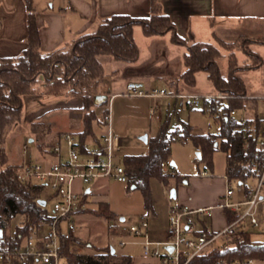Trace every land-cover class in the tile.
Instances as JSON below:
<instances>
[{
    "label": "trees",
    "instance_id": "obj_1",
    "mask_svg": "<svg viewBox=\"0 0 264 264\" xmlns=\"http://www.w3.org/2000/svg\"><path fill=\"white\" fill-rule=\"evenodd\" d=\"M24 1L28 12V46L18 56L0 57V228L3 229L5 242L15 244L24 237H32L42 225L51 221L49 209L39 203V199L43 198L44 186L36 182L21 181L18 178L20 164L10 162L4 146L11 128L23 117L24 96L40 93L80 96L86 112L84 128L79 132V137L81 141L96 138L97 134L92 125V120L96 117L94 106L98 103L97 96L103 94L100 86L105 77V67L98 56L113 54L117 59L135 60L139 54L134 38L136 25L141 26L146 36L171 32L172 40L187 44L188 50L183 55L184 70L179 76L168 79L176 87L172 93L182 94L178 85L180 81L195 86L198 72L205 71L218 90L236 95L221 102V118L214 115L221 122L218 133L194 132L193 125L184 120L171 128L167 119L155 134L149 136L148 152L124 155L123 164L129 176V183L142 189L148 208L152 206L150 178L158 177L162 181H169L170 173L164 166L169 163L171 145L175 139H192L202 150L199 159L207 160L208 164L212 163L213 152L221 147L227 152L226 177L231 181H238L240 187L253 177L255 172L251 163L264 159V148L257 139L262 124L260 116L256 113L251 119L254 127L249 130L247 139H244L242 134L232 133L239 123L230 117L232 109L243 107L246 103L240 96L244 94L246 87L243 78L236 73L239 60L235 49L242 47L254 59L251 64L245 63L243 67L258 65L262 60L260 55L252 53L249 38L226 41L219 37L217 44L196 40L190 42L176 32L175 23L164 12L160 0H150V13L147 16L113 14L105 17L94 31L81 34L62 47L43 51L34 0ZM257 39L264 42V37ZM222 48L229 51L227 75L221 72L217 64V59L222 55ZM100 104H107V100ZM189 105L191 106L190 101ZM106 113L107 108L102 122H105ZM37 123L33 122L34 128ZM175 176L182 181L188 180V176L178 172ZM79 212L103 217L113 223L122 221V216L111 208L108 201H100L96 206L82 208ZM233 217L229 212L228 218L231 220ZM125 232L129 234L126 226L111 224L109 227V233L113 235ZM77 239V236H74L62 242L61 252L65 256L66 264H133L131 254L117 256L116 251L112 252L110 244H90L85 251H74L71 249V242ZM247 257L264 259V241L253 238L251 230L241 232L224 243L214 244L205 253L196 256L191 264L230 263Z\"/></svg>",
    "mask_w": 264,
    "mask_h": 264
},
{
    "label": "rangeland",
    "instance_id": "obj_2",
    "mask_svg": "<svg viewBox=\"0 0 264 264\" xmlns=\"http://www.w3.org/2000/svg\"><path fill=\"white\" fill-rule=\"evenodd\" d=\"M134 38L139 49L138 57L135 60L117 59L113 54L98 56L105 67V77L100 86L102 93L110 96L115 91L123 92L130 82L140 84L147 91L160 89L161 87L166 88L169 92L175 91L176 87L168 79L179 76L184 70L183 54L188 50L186 44L172 40L171 32L167 35L146 36L143 34L140 25L134 27ZM207 41L215 43L211 40ZM257 46L254 45V49ZM221 51L222 55L217 59V64L221 72L227 75L229 73V51L224 48ZM236 53L240 65H243L247 61L245 52L242 49H236ZM238 74L242 75L248 84L253 82L249 79L252 74L261 75L260 72H247L245 74L239 72ZM258 76L255 77V82L260 81ZM178 85L179 91L186 94L191 92L216 94L218 92L212 81L208 79L205 71L198 72L195 86L186 85L182 81ZM37 95L39 96L35 99L37 107H45L46 110L41 112L37 118L29 120L26 115L28 110L24 103L23 117L13 125L4 143L9 160L12 163L18 162L23 157L25 144L28 147L26 156L35 161H41L43 150L57 140L55 136L59 130L70 129L78 132L84 127L86 110L81 106L82 98L80 96L53 95L50 93ZM67 97L78 101L71 104V106L56 104V100ZM51 102H54V104ZM113 102L114 124L123 137V145L119 152L122 162L126 154L148 152V143L142 136L148 134L149 137L155 134L167 119H169L171 128H174L181 120L187 121L193 125V131L197 133H218L221 129V122L212 113L203 111L202 103L195 106L190 103V106L189 99L181 96L169 95L154 99L150 96L121 94ZM154 104L157 107L159 117L150 114V108ZM106 107L107 104L100 103L94 106L96 117L92 120V125L97 135H100L106 129L105 124L102 122ZM236 110L238 117L241 115L253 116L258 113L261 118H264V99L258 101L257 107L245 110L244 106H238ZM249 118L251 119V117ZM34 121L38 122L35 128L33 127ZM77 135L80 140L79 133ZM201 151V148L192 139L186 141L173 140L169 163L164 166L165 170L170 173L169 181H162L158 177L150 178L152 204L150 208L147 206L142 189L133 187V184L129 182H120L114 178H101V180L95 179L85 184L86 187L93 189L90 206H96L100 201H108L116 213L125 217V221L117 220L113 223L103 217L89 213L81 214L77 220L76 235L78 239L71 242V249L85 251L90 244L98 246L110 244L116 249L117 256L131 251L138 253L142 251L145 240L144 235L128 234L127 232L113 235L109 233V227L111 224L126 227L130 224H138L142 214L147 215L150 231L149 239L167 241L166 231L170 204L176 203L183 195L188 193H192L198 200L225 188V175L228 164L227 152L221 147L217 148L212 154V163L208 164L207 160L199 159L201 156L198 155V152L202 153ZM50 158L53 159V157ZM172 162H174V165H172ZM173 170L188 176L189 182L185 183L179 180L177 176H173ZM204 170L208 171V177L201 175ZM253 181V178H251L247 182L251 184ZM234 187L239 188L238 181H234ZM173 188L179 194L175 198L171 196ZM43 198L48 201L46 206L50 210L54 199L49 195L48 190L43 191ZM215 222L218 223L219 221ZM250 230L253 238L264 241V229L262 227H255ZM227 239L220 238L217 243H224ZM122 241H126V244H121ZM134 241L137 243H134ZM228 243L232 244L231 241H228ZM160 247L163 249V245Z\"/></svg>",
    "mask_w": 264,
    "mask_h": 264
},
{
    "label": "built area",
    "instance_id": "obj_3",
    "mask_svg": "<svg viewBox=\"0 0 264 264\" xmlns=\"http://www.w3.org/2000/svg\"><path fill=\"white\" fill-rule=\"evenodd\" d=\"M1 24L0 17V26ZM121 94L150 96L154 99L160 96H181L188 98L193 106L202 103L205 111L217 118L223 116L221 102L236 96L223 91L202 95L176 94L164 87L147 91L138 84L129 83L123 92L108 96L107 113L104 115L106 129L98 139L81 141L74 132L62 131L48 147V157L41 161L26 156L28 147L25 144L18 178L23 182L39 183L49 191L54 199L49 210L51 221L42 225L34 236L24 237L15 244H8L0 236L1 264H66L61 245L63 240L76 236L79 211L88 206L91 190L85 184L101 178L129 182L126 168L119 156L123 137L114 125L113 115L114 98ZM150 114L159 117L155 104L151 106ZM230 117L239 123L232 133L242 134L247 139L249 130L254 127L251 119L247 115L238 117L236 109L231 110ZM257 139L264 148V120ZM251 165L255 172L253 183L247 182L236 189L234 181L227 178L226 189L219 204L194 207L190 202H184L171 206L167 241L149 239L146 214L140 216L138 224H130L126 229L129 234L144 235V254L160 257L163 264H191L196 256L205 253L220 238H230L255 227L264 229V159L254 161ZM172 175L175 176L176 172L172 171ZM201 175L208 176L209 173L204 170ZM218 208L224 210L227 216V222L220 228L211 223ZM229 212L234 216L231 220L228 218ZM121 244H126V241ZM162 245L163 249L160 247ZM220 264H264V259L247 257Z\"/></svg>",
    "mask_w": 264,
    "mask_h": 264
},
{
    "label": "crops",
    "instance_id": "obj_4",
    "mask_svg": "<svg viewBox=\"0 0 264 264\" xmlns=\"http://www.w3.org/2000/svg\"><path fill=\"white\" fill-rule=\"evenodd\" d=\"M160 2L162 3L164 12L175 23L176 32L190 42L193 40L206 42H208L207 40H211L217 44L219 37L227 41H234L243 37L251 40L250 49L252 53L260 55L262 58L261 63L251 65L248 68L243 67L245 63L251 64L254 59L245 49L237 47L236 49H242L245 52L247 61L243 65H240L239 62V68L236 73H261L260 76L256 74L260 78L258 82L254 80L257 77L255 74L250 76V81H253L251 84L245 82V78L240 75L246 87L243 94L247 96L245 98L243 97L246 100V103H244L245 110L251 107H257L258 101L264 99V42L258 41L257 39L264 37V0H160ZM34 6L37 10V20L40 26L42 38L41 47L43 51H50L62 47L78 38L81 34L92 32L105 17L113 14L125 13L132 16H147L150 13V0H34ZM0 17L2 19L0 26V57L18 56L28 46V12L25 1L0 0ZM168 33L160 35H167ZM254 45L258 46L254 49ZM186 47H188L187 44ZM120 92L115 91L111 94ZM188 94L202 95L212 93L191 92ZM37 97L39 96L33 94L24 96V103L28 110L26 115L29 120L37 118L41 112L46 110L45 107H37L35 101ZM77 101L67 97L56 100L55 102L56 104L71 106V104ZM51 103L54 104V102ZM83 104L82 99V105H80L83 107ZM247 116L253 119L255 115ZM260 119L261 123H263L264 118L260 117ZM103 123L105 124V122ZM62 131L74 132L76 135L80 132L62 129L57 132L55 137L58 138L59 133ZM104 131L100 135H97L95 139H98ZM87 140L91 142L94 138H88ZM47 151L48 148L43 150L42 159L47 156ZM22 160L23 157L15 163L20 164ZM188 182L189 180L185 183ZM226 182L227 177L225 175V188L223 190L198 200L192 193H188L187 195H183L176 203L190 202L194 207L215 206L221 201V197L226 189ZM89 190H91V197L93 189L89 188ZM177 196H179L178 193ZM90 197L88 206H90L91 202ZM189 197L192 199L189 200ZM176 203L170 204V207ZM81 214L83 213L77 216V220ZM217 220L219 221L218 223L215 222ZM226 222V212L220 208L216 209L215 217L211 223L216 228H220ZM147 232L148 234L150 233L149 229ZM134 243L137 242L134 241ZM127 253L132 255L133 264H163L160 257L145 255L143 247L142 251L138 253H134L133 251Z\"/></svg>",
    "mask_w": 264,
    "mask_h": 264
},
{
    "label": "water",
    "instance_id": "obj_5",
    "mask_svg": "<svg viewBox=\"0 0 264 264\" xmlns=\"http://www.w3.org/2000/svg\"><path fill=\"white\" fill-rule=\"evenodd\" d=\"M106 99H107V94H100V95L97 96L96 101H97L98 103H100V102H102V101H105ZM142 138H143L146 142H148V140H149L148 134L143 135ZM198 155L201 156V153L198 152ZM173 163H174V162H173ZM185 182H187V180H185ZM133 187H135V185H133ZM171 196L174 197V198L177 197V190H176L175 188H173V189L171 190ZM39 203H40L41 205H43V206H46V204H47V200L44 199V198H41V199H39ZM121 220L124 221V220H125V217L122 216ZM0 236L3 237V229H2V228H0ZM115 251H116L115 248L112 247V252H115Z\"/></svg>",
    "mask_w": 264,
    "mask_h": 264
}]
</instances>
